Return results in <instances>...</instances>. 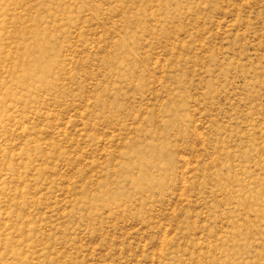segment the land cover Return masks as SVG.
<instances>
[{
  "label": "rangeland",
  "instance_id": "374dc122",
  "mask_svg": "<svg viewBox=\"0 0 264 264\" xmlns=\"http://www.w3.org/2000/svg\"><path fill=\"white\" fill-rule=\"evenodd\" d=\"M0 264H264V0H0Z\"/></svg>",
  "mask_w": 264,
  "mask_h": 264
}]
</instances>
